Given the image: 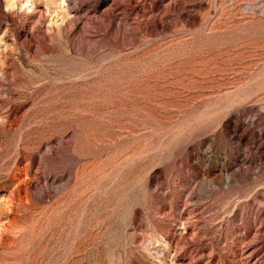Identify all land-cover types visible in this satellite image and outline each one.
<instances>
[{
	"label": "rangeland",
	"instance_id": "rangeland-1",
	"mask_svg": "<svg viewBox=\"0 0 264 264\" xmlns=\"http://www.w3.org/2000/svg\"><path fill=\"white\" fill-rule=\"evenodd\" d=\"M45 2L0 0V264H264V0Z\"/></svg>",
	"mask_w": 264,
	"mask_h": 264
},
{
	"label": "bare ground",
	"instance_id": "bare-ground-1",
	"mask_svg": "<svg viewBox=\"0 0 264 264\" xmlns=\"http://www.w3.org/2000/svg\"><path fill=\"white\" fill-rule=\"evenodd\" d=\"M35 1L36 0H5V3H6V8H7V10L8 11H10V10H14L15 8H19L20 10H25V11H27V10H30V11H34L35 10ZM52 4H56V12L59 14V12H63L64 10H65V8H66V5H67V0H46V2H45V5H46V7L47 8H50V6L52 5ZM60 15H62V14H60ZM5 125V124H4ZM7 126H11V124H8L7 123V125H5V127H3V129H0V133L1 134H5V133H8V132H10V130L7 128ZM2 128V127H1ZM12 128V126L10 127V129ZM12 130V129H11ZM48 150V151H47ZM50 150L49 149H46V151L45 152H43L44 153V155L45 154H48V153H50L49 152ZM42 153V154H43ZM22 157V161H28V162H31L32 160H33V157H32V154L26 149L25 150V152L23 153V155L21 156ZM44 166H45V164H44ZM43 167V166H42ZM39 169V168H38ZM42 170V169H41ZM198 184V183H197ZM196 184V185H197ZM25 189H24V193L26 194V197H27V199H29V197H30V194H31V191H32V189H30V187H28V185H27V183L25 184V187H24ZM194 189H195V187H194ZM192 190V189H191ZM35 191V190H34ZM33 191V192H34ZM43 191V190H42ZM42 193V192H41ZM38 196V195H37ZM12 197V196H11ZM25 197V198H26ZM189 197V204H190V206L191 207H195V206H197L198 205V197L196 196V194H195V191L193 192H191L190 193V195L188 196ZM8 198H10V196L8 197ZM9 200V199H8ZM11 201H13V199H10ZM9 200V201H10ZM7 207L8 206H10V204L9 203H6L5 204ZM21 206V205H20ZM8 209V208H7ZM10 211V210H9ZM14 226L15 225H13V228H14ZM1 230H2V225H1V223H0V239H1ZM4 231V230H3ZM252 243V242H251ZM250 243V244H251ZM245 250V249H244ZM243 250V251H244ZM245 253V252H244ZM253 253H251V252H249L248 250L246 251V253H245V258H244V260H246L247 262L252 258V255ZM255 264H261L260 262H256Z\"/></svg>",
	"mask_w": 264,
	"mask_h": 264
}]
</instances>
